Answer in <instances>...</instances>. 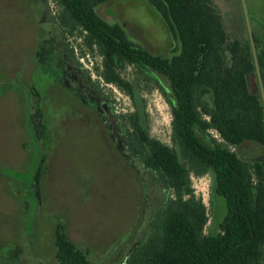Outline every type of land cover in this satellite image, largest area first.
Instances as JSON below:
<instances>
[{"label":"rangeland","instance_id":"obj_1","mask_svg":"<svg viewBox=\"0 0 264 264\" xmlns=\"http://www.w3.org/2000/svg\"><path fill=\"white\" fill-rule=\"evenodd\" d=\"M211 5L229 39L248 42L252 53V35L264 41V0ZM96 11L149 53L169 59L179 53L180 42L144 0H109ZM59 13L53 0H0V264H58L53 235L59 224L90 264H123L147 239L170 195L123 145L115 149L95 110L65 81L87 79L106 124L119 127V115L136 111L152 138L172 146L171 110L162 95L169 84L131 66L120 73L134 85L133 97L106 84L97 72L101 57L76 34L63 33L55 21ZM53 47L54 69L64 68L65 75L52 72ZM248 84L262 96L257 68ZM231 149L246 160H264V148L255 143ZM190 181L207 209L205 233L215 231L224 209L213 194V176L191 175Z\"/></svg>","mask_w":264,"mask_h":264},{"label":"trees","instance_id":"obj_2","mask_svg":"<svg viewBox=\"0 0 264 264\" xmlns=\"http://www.w3.org/2000/svg\"><path fill=\"white\" fill-rule=\"evenodd\" d=\"M108 1L53 0L60 8L55 21L101 57L99 78L128 96L134 85L122 79L124 66L163 76L171 110L172 146L152 138L136 111L118 116L127 150L170 195L147 239L123 264H264V160L249 161L231 149L246 142L264 148V41L253 34L252 53L248 42L229 39L211 0H144L180 42L177 55L163 58L99 16L97 7ZM255 68L262 96L249 89ZM209 173L224 214L206 234L207 209L190 177ZM53 245L58 264H90L61 224Z\"/></svg>","mask_w":264,"mask_h":264},{"label":"flooded vegetation","instance_id":"obj_3","mask_svg":"<svg viewBox=\"0 0 264 264\" xmlns=\"http://www.w3.org/2000/svg\"><path fill=\"white\" fill-rule=\"evenodd\" d=\"M56 45V44H55ZM55 47V46H54ZM52 48V52H51V57H50V65H52V69H54L55 67H57L58 65V62H56V58H55V49L57 48ZM60 66V65H59ZM68 69H70V66L68 67ZM63 71H65V69H61L59 68L58 71H52L56 74H60V75H65L63 73ZM42 73V72H41ZM46 74V73H45ZM47 75V74H46ZM51 74L47 77H50ZM77 80V77L76 75H73L72 76V80H67L65 81V79H63V82L65 81V85H67L66 87L72 91V95H74L75 97H77L79 99V101L84 105V106H89V107H92L95 112L97 113L98 117L100 118V120L102 121L103 125H104V128L106 130V133L108 135V138L110 139V141L113 143L114 147L116 150H121V145H123V149L122 150H125L126 152H128L130 155H132L126 148V144H125V138H124V135L122 134V131L120 129V127H116L117 130H118V133H121L122 134V139L123 141H121L118 137V133H117V130L115 127H113V125H108L106 124L107 123V117H105V115H103V113L101 112L100 114V111H99V108L96 106V101H98V99H96L95 96H91L89 93H88V90L89 89H86V82H87V79H85L83 77V79L78 82V84L75 85V81ZM72 82V84H71ZM83 89H82V88ZM85 87V88H84ZM95 100V101H94Z\"/></svg>","mask_w":264,"mask_h":264}]
</instances>
